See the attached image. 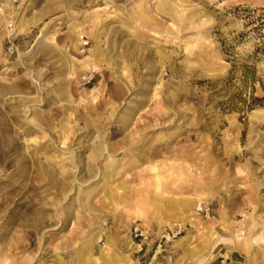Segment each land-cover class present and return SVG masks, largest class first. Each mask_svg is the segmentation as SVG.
<instances>
[{"label":"rangeland","instance_id":"rangeland-1","mask_svg":"<svg viewBox=\"0 0 264 264\" xmlns=\"http://www.w3.org/2000/svg\"><path fill=\"white\" fill-rule=\"evenodd\" d=\"M0 264H264V0H0Z\"/></svg>","mask_w":264,"mask_h":264},{"label":"bare ground","instance_id":"bare-ground-1","mask_svg":"<svg viewBox=\"0 0 264 264\" xmlns=\"http://www.w3.org/2000/svg\"><path fill=\"white\" fill-rule=\"evenodd\" d=\"M117 87V86H116Z\"/></svg>","mask_w":264,"mask_h":264}]
</instances>
